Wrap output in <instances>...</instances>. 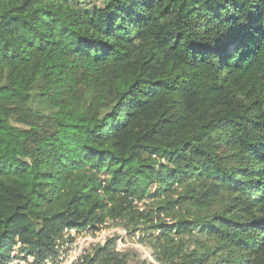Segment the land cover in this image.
Returning a JSON list of instances; mask_svg holds the SVG:
<instances>
[{"label": "trees", "instance_id": "trees-1", "mask_svg": "<svg viewBox=\"0 0 264 264\" xmlns=\"http://www.w3.org/2000/svg\"><path fill=\"white\" fill-rule=\"evenodd\" d=\"M96 1L0 0V264H264V0Z\"/></svg>", "mask_w": 264, "mask_h": 264}, {"label": "built area", "instance_id": "built-area-1", "mask_svg": "<svg viewBox=\"0 0 264 264\" xmlns=\"http://www.w3.org/2000/svg\"><path fill=\"white\" fill-rule=\"evenodd\" d=\"M116 223V220H106L100 229H92L89 226L82 230L64 229L53 243L52 256L42 262H37L34 257L28 255L23 245L16 240L3 264H82L86 257L93 254L95 248L103 246L111 239V233L121 235L116 238L115 243V251L121 252L130 244L123 237V229L117 227ZM114 226L116 228L111 230Z\"/></svg>", "mask_w": 264, "mask_h": 264}, {"label": "rangeland", "instance_id": "rangeland-1", "mask_svg": "<svg viewBox=\"0 0 264 264\" xmlns=\"http://www.w3.org/2000/svg\"><path fill=\"white\" fill-rule=\"evenodd\" d=\"M76 1L82 7L86 8L88 10L91 9L93 7V5H98L99 4L96 0H76ZM33 107L35 109H38V110H43L44 109L43 105L40 103V101L38 100V98H35L33 100ZM136 206L140 210L144 209V204L143 203L142 204H136ZM116 226L120 228V226H118V225H116ZM116 226L112 227L111 230H113L114 228H116ZM123 233H124V236L123 237H125V239L127 240V242L130 245H127L126 248L123 251H121V252H124V251H133L138 256H140L141 259L145 260L147 263H149V264H158V263H156L153 260L152 253H151V250H150L149 246L145 242H139L140 233H135L134 235H130V236L126 233V231H124ZM115 236L118 238V236L120 237L121 235L120 234H117V233H111L109 237L112 238V237H115ZM122 243H124V238L122 240Z\"/></svg>", "mask_w": 264, "mask_h": 264}]
</instances>
